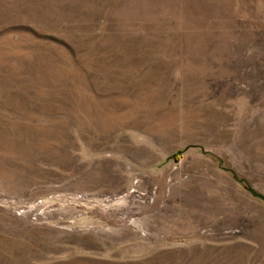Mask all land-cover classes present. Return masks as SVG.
I'll use <instances>...</instances> for the list:
<instances>
[{
  "label": "rangeland",
  "instance_id": "374dc122",
  "mask_svg": "<svg viewBox=\"0 0 264 264\" xmlns=\"http://www.w3.org/2000/svg\"><path fill=\"white\" fill-rule=\"evenodd\" d=\"M248 188L264 0H0V264H264Z\"/></svg>",
  "mask_w": 264,
  "mask_h": 264
},
{
  "label": "water",
  "instance_id": "95a60500",
  "mask_svg": "<svg viewBox=\"0 0 264 264\" xmlns=\"http://www.w3.org/2000/svg\"><path fill=\"white\" fill-rule=\"evenodd\" d=\"M249 191L256 197H259L261 199L264 200V195H262L261 193L257 192L256 190H254L253 188H248Z\"/></svg>",
  "mask_w": 264,
  "mask_h": 264
},
{
  "label": "built area",
  "instance_id": "2783aa9c",
  "mask_svg": "<svg viewBox=\"0 0 264 264\" xmlns=\"http://www.w3.org/2000/svg\"><path fill=\"white\" fill-rule=\"evenodd\" d=\"M40 202H42V201H40ZM36 218H34V220H35Z\"/></svg>",
  "mask_w": 264,
  "mask_h": 264
}]
</instances>
